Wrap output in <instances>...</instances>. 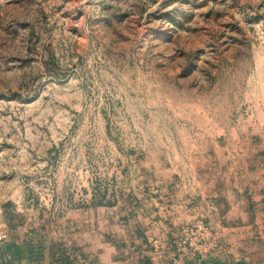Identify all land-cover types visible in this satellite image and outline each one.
<instances>
[{
    "label": "rangeland",
    "instance_id": "1",
    "mask_svg": "<svg viewBox=\"0 0 264 264\" xmlns=\"http://www.w3.org/2000/svg\"><path fill=\"white\" fill-rule=\"evenodd\" d=\"M197 221L264 264V0H0V264H173Z\"/></svg>",
    "mask_w": 264,
    "mask_h": 264
},
{
    "label": "built area",
    "instance_id": "2",
    "mask_svg": "<svg viewBox=\"0 0 264 264\" xmlns=\"http://www.w3.org/2000/svg\"><path fill=\"white\" fill-rule=\"evenodd\" d=\"M193 224V223H192ZM185 232H188V236L187 237H182L180 238V242H179V248H178V254L177 256H180L183 253H186L189 248H191L193 246L192 243V235L195 233H198L197 235H202V238L204 237V235H206L207 233V227L204 224V222L202 221H197L194 225H190L187 228L184 229ZM215 242L212 241L209 244H205V249L204 250H209L212 249L215 246ZM194 251H198L200 254L202 251L198 250V247L194 248ZM179 258H175L173 261V264H179Z\"/></svg>",
    "mask_w": 264,
    "mask_h": 264
},
{
    "label": "crops",
    "instance_id": "3",
    "mask_svg": "<svg viewBox=\"0 0 264 264\" xmlns=\"http://www.w3.org/2000/svg\"><path fill=\"white\" fill-rule=\"evenodd\" d=\"M175 219H178V218L176 217ZM175 219L171 218V221H175ZM226 252H228V253H225V254H227L226 257H229L230 256L229 252H231V251L226 250ZM169 254H170V252H169ZM200 257H203V256H200V255H197V254L194 255L192 253H188V254H185V255L181 254L179 256V259H180L179 260L180 261L179 264H209L210 260L216 261L218 259L215 254H210L208 257H206L208 259V261H206L205 258L201 259ZM213 258H217V259H213ZM115 264H117V263H115ZM163 264H164V262H163Z\"/></svg>",
    "mask_w": 264,
    "mask_h": 264
},
{
    "label": "trees",
    "instance_id": "4",
    "mask_svg": "<svg viewBox=\"0 0 264 264\" xmlns=\"http://www.w3.org/2000/svg\"><path fill=\"white\" fill-rule=\"evenodd\" d=\"M100 203L102 204V203H103V201H100Z\"/></svg>",
    "mask_w": 264,
    "mask_h": 264
}]
</instances>
